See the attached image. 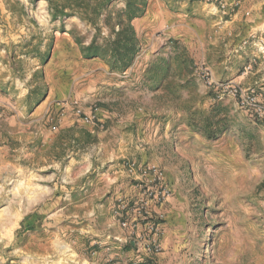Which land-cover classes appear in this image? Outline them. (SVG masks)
I'll return each instance as SVG.
<instances>
[{
	"label": "rangeland",
	"instance_id": "rangeland-1",
	"mask_svg": "<svg viewBox=\"0 0 264 264\" xmlns=\"http://www.w3.org/2000/svg\"><path fill=\"white\" fill-rule=\"evenodd\" d=\"M263 10L264 0H148L132 22L140 50L119 71L83 56L95 29L79 17L53 20L45 0H0V264H87L102 255L103 264H121L132 252L130 264H156L138 259L139 231L117 214L119 201L138 198L139 178L136 194L112 210L127 233L101 242L96 230L107 223L93 209L91 156L115 148L99 133L108 126L131 123L147 135L148 123L163 122L175 124L174 142L138 145L124 160L154 159L173 191L161 206L173 209L164 264H264V123L201 74L207 67L214 83L231 81L222 62L240 41L218 23ZM101 27L108 36L104 19ZM71 101L101 121L84 122Z\"/></svg>",
	"mask_w": 264,
	"mask_h": 264
},
{
	"label": "crops",
	"instance_id": "crops-1",
	"mask_svg": "<svg viewBox=\"0 0 264 264\" xmlns=\"http://www.w3.org/2000/svg\"><path fill=\"white\" fill-rule=\"evenodd\" d=\"M218 24L225 28H235L237 32L236 37H239L237 41H240V43L235 46L236 49L234 47V51L231 52L232 55L230 56V59L222 62L225 80L235 82L247 81L248 85L263 84L264 10L238 11L230 16L229 19L221 20ZM233 56L236 58L233 59ZM239 57L242 59H239ZM98 59L99 58H94V60ZM37 112L38 111H34L33 115H36ZM156 113H158V111H156ZM163 114H165V112H163ZM254 120L256 122L264 123V120ZM130 124L131 123L121 124V127H117L116 129L108 126L106 130L99 132L103 137L107 134L110 135L109 140L113 141L115 148L112 149V153L109 155L105 156L104 153L101 152L102 149L100 148L98 153L91 156L92 161L95 162L96 165L94 171L97 173L95 180L91 183L93 189V209L94 211H97L99 215H105L107 223L105 227H99L96 231L101 242L104 243L110 242V236L124 238V235L127 233V231L122 229L116 223L115 218L112 215V210L115 200L117 201L122 198L128 199L136 194V187L133 184L136 182V179L141 176L139 169L130 174L123 168L122 161L125 159V156L129 154L128 150H132L134 147L139 149L138 145H149L151 142L156 143L157 140H162L163 142L169 140L174 142L173 140L176 138V135L173 136L175 124L170 125L168 122H163L154 128V124L148 123L147 129H151L147 135L144 134L145 132L141 134L139 133V125H136L137 128L135 129L133 125L131 126ZM122 131H129V134L126 136L125 132L122 133ZM118 146L122 149L125 148V151H119L117 149ZM138 154H140V156H138V158H140V160H138L140 165L145 163L153 164L155 162L154 159L148 160L144 154L142 155V152H138ZM161 167L166 170L164 166ZM167 207L168 206H165L164 209L161 207L166 217L164 222L161 223L162 231L159 239L162 245V252L158 255L152 256V258H154L153 260H156V264H164L172 258V252L170 250L172 241L169 224H171L170 219L173 209L172 207ZM113 256L114 255L110 254V257ZM132 256L133 257H131L129 261L124 260L121 264H130L131 260L134 258V252H132ZM106 257L108 258L109 255H102L98 260H92L86 263L103 264L101 263V260H107ZM141 258L144 259L147 257L143 254Z\"/></svg>",
	"mask_w": 264,
	"mask_h": 264
},
{
	"label": "built area",
	"instance_id": "built-area-1",
	"mask_svg": "<svg viewBox=\"0 0 264 264\" xmlns=\"http://www.w3.org/2000/svg\"><path fill=\"white\" fill-rule=\"evenodd\" d=\"M201 74L210 85L221 88V92L233 97L244 112L256 120H264V83L258 86L242 88L234 81L227 83H214L211 78V70L207 67L201 69ZM77 107V114L87 123L101 121L95 112L82 115L81 109L77 106V101H71ZM66 105V102L63 103ZM125 171L132 173L140 170V178L136 182V187L140 194L134 201H119L118 216L121 225L131 232L138 230L134 241L138 245V254L141 258L144 254L150 260L153 255L162 252V245L159 241L161 235V222L164 213L160 210L162 205L167 203L173 195V191L166 179L164 171L156 165H138L134 160H124L122 162ZM130 213H134L131 215ZM131 215V216H130ZM144 264H149L147 261Z\"/></svg>",
	"mask_w": 264,
	"mask_h": 264
},
{
	"label": "trees",
	"instance_id": "trees-1",
	"mask_svg": "<svg viewBox=\"0 0 264 264\" xmlns=\"http://www.w3.org/2000/svg\"><path fill=\"white\" fill-rule=\"evenodd\" d=\"M36 3L40 0H30ZM53 20L77 16L95 29L91 42L83 47L86 58L105 59L112 70L125 71L134 62L140 50V40L132 24L144 15L148 0H120L124 7L116 8L117 0H45ZM108 28L103 35L101 22ZM209 137L216 138V130L207 129Z\"/></svg>",
	"mask_w": 264,
	"mask_h": 264
}]
</instances>
